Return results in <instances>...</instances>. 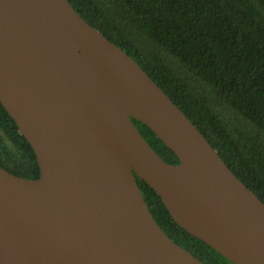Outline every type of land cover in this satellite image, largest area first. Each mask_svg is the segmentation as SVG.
I'll return each mask as SVG.
<instances>
[{"label":"water","instance_id":"obj_1","mask_svg":"<svg viewBox=\"0 0 264 264\" xmlns=\"http://www.w3.org/2000/svg\"><path fill=\"white\" fill-rule=\"evenodd\" d=\"M0 102L40 167L28 178L0 165V264H206L158 224L137 175L190 234L264 264V201L69 0H0Z\"/></svg>","mask_w":264,"mask_h":264},{"label":"trees","instance_id":"obj_2","mask_svg":"<svg viewBox=\"0 0 264 264\" xmlns=\"http://www.w3.org/2000/svg\"><path fill=\"white\" fill-rule=\"evenodd\" d=\"M128 52L178 104L232 171L264 201V0H69ZM135 125L167 162L179 158L145 123ZM0 165L37 178L29 141L0 102ZM137 182L158 224L206 264H234L174 220Z\"/></svg>","mask_w":264,"mask_h":264}]
</instances>
